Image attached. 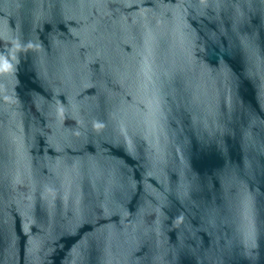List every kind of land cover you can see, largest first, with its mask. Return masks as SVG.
<instances>
[{
  "label": "water",
  "instance_id": "95a60500",
  "mask_svg": "<svg viewBox=\"0 0 264 264\" xmlns=\"http://www.w3.org/2000/svg\"><path fill=\"white\" fill-rule=\"evenodd\" d=\"M0 264H264V0H0Z\"/></svg>",
  "mask_w": 264,
  "mask_h": 264
}]
</instances>
